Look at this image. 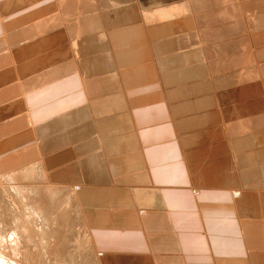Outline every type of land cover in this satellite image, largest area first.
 Returning <instances> with one entry per match:
<instances>
[{"label": "crops", "instance_id": "1", "mask_svg": "<svg viewBox=\"0 0 264 264\" xmlns=\"http://www.w3.org/2000/svg\"><path fill=\"white\" fill-rule=\"evenodd\" d=\"M35 167L97 264H264V0H0V180Z\"/></svg>", "mask_w": 264, "mask_h": 264}, {"label": "rangeland", "instance_id": "2", "mask_svg": "<svg viewBox=\"0 0 264 264\" xmlns=\"http://www.w3.org/2000/svg\"><path fill=\"white\" fill-rule=\"evenodd\" d=\"M34 169L0 180V260L3 264H97L71 193L52 188L42 170ZM72 169L50 172L48 179L54 184L70 181V171L65 170Z\"/></svg>", "mask_w": 264, "mask_h": 264}, {"label": "bare ground", "instance_id": "3", "mask_svg": "<svg viewBox=\"0 0 264 264\" xmlns=\"http://www.w3.org/2000/svg\"><path fill=\"white\" fill-rule=\"evenodd\" d=\"M255 70H256V69H255ZM92 146H93V145H92ZM215 147H216V146H215ZM58 155H59V154H58ZM58 157H59V156H58ZM59 158H60V157H59ZM52 159H53V158H52ZM42 161H43V160H42ZM49 161H50V160H49ZM29 171H30V170H29ZM27 174H28V173H27ZM17 177H18V176H17ZM75 188H76L75 190H77V188H78V185H77V186H75ZM75 190H74V191H75ZM238 195H239L238 191H237V192H233V193H232V197H233V198H237V197H238ZM0 264H3V262H2L1 260H0Z\"/></svg>", "mask_w": 264, "mask_h": 264}]
</instances>
